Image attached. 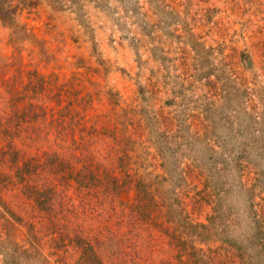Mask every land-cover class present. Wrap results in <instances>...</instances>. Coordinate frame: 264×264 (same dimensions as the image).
Wrapping results in <instances>:
<instances>
[{
    "label": "rangeland",
    "instance_id": "obj_1",
    "mask_svg": "<svg viewBox=\"0 0 264 264\" xmlns=\"http://www.w3.org/2000/svg\"><path fill=\"white\" fill-rule=\"evenodd\" d=\"M3 3L0 264H264V0Z\"/></svg>",
    "mask_w": 264,
    "mask_h": 264
},
{
    "label": "trees",
    "instance_id": "obj_2",
    "mask_svg": "<svg viewBox=\"0 0 264 264\" xmlns=\"http://www.w3.org/2000/svg\"><path fill=\"white\" fill-rule=\"evenodd\" d=\"M12 13L13 12H11V10L8 7H4V3H3V5H0V19L1 20L9 21L12 17L11 16ZM10 21H12V20H10ZM29 76H30V83L25 86V90L27 91L25 93V95H27L29 91L31 92V90H37L38 91V88L41 85L37 76H35V75H29ZM34 94H36V92H34ZM18 161L14 155L13 166H15L17 168V172L15 171V175H14V177L16 179L15 181L18 183H21L23 185L22 189L24 192L27 193V195H28L27 197H29L31 200H33V202H36L37 204L40 201L39 204H41V206H39V204H38V206L40 207V209H45V207L43 206L45 203L44 202L45 200H43V198H46L47 196L44 194L43 195L41 194V195H39V197H37V196H35V192H36L35 189L31 190V188H24L26 181L29 182L31 179V178H29L30 172H29V170L19 168L17 165ZM90 166L91 167H97V164L91 163ZM28 167L30 169V166H28ZM26 172H29V173L27 174ZM26 177H27V179H26ZM141 182H143V181H141ZM138 185L140 187V183H138ZM179 204L180 203L178 202V207H182ZM182 211H183V209H182ZM189 227H190V229L186 233H184L183 237L181 234H179L180 239H178V241H176V242L179 245L189 244V246L193 248L192 250L195 252V254L204 253V249L202 247L207 246V242H208L209 238H211L213 236L211 233V230L209 229L210 226L205 225V224L191 223V224H189ZM198 230H200V232ZM84 251L92 252L93 250L89 246ZM191 254L193 255V257H195L194 253H191ZM15 258H16V256H15ZM84 260H85V258H84ZM83 263L85 264V261H83ZM194 263H196V264H213L214 263L215 264L216 261L213 258L211 260H207V259L202 260L200 257L196 256V261H194Z\"/></svg>",
    "mask_w": 264,
    "mask_h": 264
}]
</instances>
